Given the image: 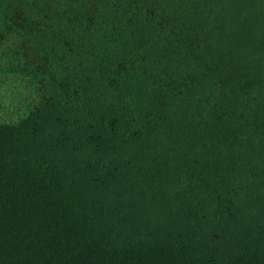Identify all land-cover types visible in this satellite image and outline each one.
Instances as JSON below:
<instances>
[{
	"label": "trees",
	"instance_id": "trees-1",
	"mask_svg": "<svg viewBox=\"0 0 264 264\" xmlns=\"http://www.w3.org/2000/svg\"><path fill=\"white\" fill-rule=\"evenodd\" d=\"M0 264H264V0H0Z\"/></svg>",
	"mask_w": 264,
	"mask_h": 264
},
{
	"label": "rangeland",
	"instance_id": "rangeland-1",
	"mask_svg": "<svg viewBox=\"0 0 264 264\" xmlns=\"http://www.w3.org/2000/svg\"><path fill=\"white\" fill-rule=\"evenodd\" d=\"M8 91L4 88H0V120H5V119H8V120H12V114L9 110V106L8 104L4 103V102H1V98L4 96V93ZM9 92V104H12L16 101V97L12 96L11 92Z\"/></svg>",
	"mask_w": 264,
	"mask_h": 264
}]
</instances>
